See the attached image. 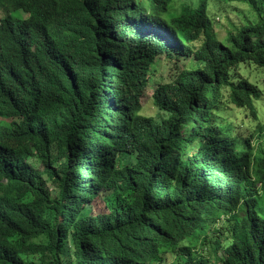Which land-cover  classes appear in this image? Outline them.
Masks as SVG:
<instances>
[{"label": "trees", "instance_id": "16d2710c", "mask_svg": "<svg viewBox=\"0 0 264 264\" xmlns=\"http://www.w3.org/2000/svg\"><path fill=\"white\" fill-rule=\"evenodd\" d=\"M221 1L258 22L219 39L209 0H0V264H264V153L213 117L226 99L257 118L234 71L264 72V2Z\"/></svg>", "mask_w": 264, "mask_h": 264}, {"label": "rangeland", "instance_id": "374dc122", "mask_svg": "<svg viewBox=\"0 0 264 264\" xmlns=\"http://www.w3.org/2000/svg\"><path fill=\"white\" fill-rule=\"evenodd\" d=\"M264 2V0H262ZM182 4H187L190 7L195 8L199 4V0H173L171 10L178 13ZM207 13L211 19L213 28L218 35L219 39H224L227 33L235 32L244 26H249L258 22L257 14L248 6L242 2H225L221 0H209ZM14 18H23L21 12H12ZM1 15V12H0ZM182 63L179 64V66ZM195 62L187 61L185 67L192 69L195 66ZM166 62L164 57L159 58L155 64L151 67L149 75V83L146 88L143 97L141 98V115L146 117H152L158 120L160 114L156 110L152 101V92L156 84L165 83L168 81V73L165 70ZM172 68V62L169 63V68ZM236 77L245 78L251 83L257 85L262 93L260 100L256 101L255 109L257 111V118L254 120L249 116L246 110L235 108L233 105L227 103L225 99L214 113L216 127L222 128V134L231 135L238 139L240 143L250 139V145L254 147L256 155H262L264 153V72L263 70L255 67L253 64L245 63L240 64L235 69ZM255 133H260L259 136H255ZM253 135V138H250ZM123 161H133L132 157L123 159ZM37 167L38 163L32 161ZM106 195V194H105ZM105 195H101L99 199H95L92 203V209L95 213L104 212L105 206L102 202V198ZM258 199V205L261 204V198ZM232 223L222 222L219 226L215 225L206 227L209 229L208 241H223L225 242L229 237L228 229L230 230ZM206 252H208L206 250ZM221 252L216 255H211V263H220Z\"/></svg>", "mask_w": 264, "mask_h": 264}, {"label": "clouds", "instance_id": "9594fccd", "mask_svg": "<svg viewBox=\"0 0 264 264\" xmlns=\"http://www.w3.org/2000/svg\"><path fill=\"white\" fill-rule=\"evenodd\" d=\"M22 16H23V14H22ZM24 17V16H23Z\"/></svg>", "mask_w": 264, "mask_h": 264}]
</instances>
